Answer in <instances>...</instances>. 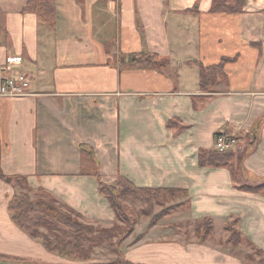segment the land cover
Masks as SVG:
<instances>
[{"label": "crops", "instance_id": "1", "mask_svg": "<svg viewBox=\"0 0 264 264\" xmlns=\"http://www.w3.org/2000/svg\"><path fill=\"white\" fill-rule=\"evenodd\" d=\"M27 3L0 0V79L5 69L30 84L29 95H0L3 174L101 227L115 215L99 179L182 191L176 210L122 240L132 264H241L227 223L264 252V0L237 12L213 11V0H54L53 27ZM132 53L169 63L121 68ZM220 65L202 89L200 68ZM218 134L233 137V170L199 162ZM15 192L0 179V255L55 264L12 222ZM202 218L214 222L206 240L192 228Z\"/></svg>", "mask_w": 264, "mask_h": 264}, {"label": "trees", "instance_id": "2", "mask_svg": "<svg viewBox=\"0 0 264 264\" xmlns=\"http://www.w3.org/2000/svg\"><path fill=\"white\" fill-rule=\"evenodd\" d=\"M245 1L246 0H213V11L237 12L243 7ZM24 10L36 13L39 19L43 23H46L47 26H54V0H28V3ZM159 57L160 56L156 53H132L121 57L119 60V66L121 68L132 69H161L164 66L160 64ZM221 72L222 65L218 67H211L209 69L201 67L200 87L202 89L209 88V85L215 82L216 73ZM232 160L233 153L230 150L222 152L214 150L207 154L205 152L199 153V162L201 164H208L211 166L224 165L233 170ZM0 179H3L8 183H11V179H14L21 187L20 189L22 190V192L19 194L14 193L7 205L10 218L17 227H19L21 230H23L33 238L42 236L44 239L43 246L49 252L60 251L61 254L68 253V255L71 257L80 256V258H86V256L84 255H86V253L89 249H91L92 246L102 244L103 242H107L106 244L111 243V239L116 237L114 231L118 229L116 227V223L118 220L122 223L128 222L125 207L123 204L127 198H130L134 201L140 200L146 203H150L154 200L151 195L155 191H163L173 195L170 199L176 198L174 197V195L176 194H178L179 196L183 193L180 190L174 189L137 187L130 180L121 176L117 178V182L115 183V185H110L112 186V189H109L107 188V186H105V183L99 179V191L107 199L117 221L110 228L95 229L91 225L81 223L78 220V216L80 215L74 214V211L72 209L67 208L69 213L61 211V209L56 206L57 200L48 192L37 191L33 193V198H31V196H29V192L31 193L32 189H30L24 177L7 176L0 170ZM244 188L252 189V187L248 186H244ZM60 206L64 207L63 205ZM178 207L179 205H175L169 210L174 211ZM71 213L75 216V218L71 216ZM167 215L168 214H163L159 216L158 219ZM158 219L153 220L151 222V225ZM198 222H206L209 225V229H207V227L202 224L198 225ZM198 222L195 223L194 226L195 235L202 240L208 239L211 236L214 228L213 220L211 218H202ZM233 224L227 223L226 229L229 233L228 241H230L233 245H236L240 242L239 239L245 240V238L241 236L239 230L235 228ZM39 227L45 228L48 233L46 235H40L38 232ZM131 231L132 230H129L128 234H130ZM123 238H121L119 242ZM247 242L251 244L250 241L247 240ZM256 250L261 256L259 264H264L263 251L259 248ZM0 261L18 260L0 255ZM121 263L132 264L125 260H123Z\"/></svg>", "mask_w": 264, "mask_h": 264}, {"label": "rangeland", "instance_id": "3", "mask_svg": "<svg viewBox=\"0 0 264 264\" xmlns=\"http://www.w3.org/2000/svg\"><path fill=\"white\" fill-rule=\"evenodd\" d=\"M159 58H160L159 59L160 64H162L164 67L168 65V63H169L168 59L163 58V57H159ZM11 180H12V182H11L12 185L15 186V189H16L15 193H18V194L21 193L22 190L20 189L21 187L17 184L18 182H16L14 179H11ZM106 184L107 183H105V186H107V188H109V189H112L111 188L112 186H110V185H115V183L107 184V185ZM35 192L36 191L32 190L31 193L29 192V196H31V198H33V193H35ZM151 196L154 200L151 201L150 203H146V202H143L140 200L134 201L130 198H127L125 200V202L123 204L125 207L128 222L122 223L119 220L117 221L115 218L112 225L117 221L116 227L119 230L117 229L114 231V234L116 235V237L111 239V243L106 244L107 242H103L102 244L92 246L91 249L88 250L86 255H84V256H86V258H80V256L79 257H75V256L71 257L68 255V253L61 254L60 251L50 252L53 255H55L58 259V261L55 264H124V263H121L123 261V259H121V252H120V248H119V243L122 242V240L125 238L124 236H126L128 234L129 230H134L137 223H140L141 226H143V227H147V226L151 225V222L153 220L158 219L159 216H161L163 214L169 215L173 211V210H169V209L173 208V206L169 205L170 204L169 199L173 195H171L167 192H163V191H155L154 193H152ZM181 196L182 195L178 196V194L174 195V197H181ZM57 201H56V203H57L56 206L59 207L61 209V211L65 212V213H69V211L67 210V208H69V207L67 205H65L59 201L57 202ZM60 205H63L65 208L61 207ZM74 214H78V213L77 212L75 213V211H74ZM71 216L73 218H75V216L72 213H71ZM78 220L83 224H88V225L93 226L95 229L110 228L112 226V225L110 227H101V226H97V225L95 226V225L85 221L81 215L78 216ZM198 221L199 220H196L192 224L193 229H194L195 223H197ZM156 222H157V220L155 221V223ZM197 224L198 225L202 224V225L206 226L207 229H209V225L206 222H198ZM203 229H205V228H203ZM38 232L40 235H46L48 233V231L43 227H39ZM217 236H219V235L217 234ZM227 236H229V235H227ZM121 238H123V239L119 242V240ZM209 238H211V236ZM35 239H37L43 245L44 239L42 236H38ZM199 239H201V238H199ZM239 241L240 242L238 244L233 245L230 241H228V238H227L226 244H228V246L230 247L229 251L231 252V254L237 256L240 259L241 264H259V260H260L261 256L259 255V253L256 250L258 248L249 244L247 242V239H245V240L239 239ZM263 254H264V252H263Z\"/></svg>", "mask_w": 264, "mask_h": 264}, {"label": "built area", "instance_id": "4", "mask_svg": "<svg viewBox=\"0 0 264 264\" xmlns=\"http://www.w3.org/2000/svg\"><path fill=\"white\" fill-rule=\"evenodd\" d=\"M29 78L27 74L18 72L15 75L6 74L5 69L0 79V95L5 97H22L29 95ZM233 137L225 134H218L215 137L214 148L220 152L230 150L233 144Z\"/></svg>", "mask_w": 264, "mask_h": 264}, {"label": "water", "instance_id": "5", "mask_svg": "<svg viewBox=\"0 0 264 264\" xmlns=\"http://www.w3.org/2000/svg\"><path fill=\"white\" fill-rule=\"evenodd\" d=\"M0 264H42V263L20 262V261H0Z\"/></svg>", "mask_w": 264, "mask_h": 264}]
</instances>
